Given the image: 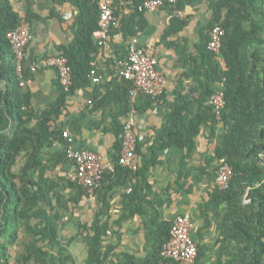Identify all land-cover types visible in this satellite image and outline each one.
<instances>
[{"label": "trees", "instance_id": "1", "mask_svg": "<svg viewBox=\"0 0 264 264\" xmlns=\"http://www.w3.org/2000/svg\"><path fill=\"white\" fill-rule=\"evenodd\" d=\"M53 1L58 4L71 2L80 9L74 39L58 47L59 53L68 59L72 84L68 91L61 86L56 102L39 112L32 107V92L20 83L15 53L7 34L22 19L32 23L40 17L30 10L22 15L13 7L11 0H0V264H75L69 244L64 243L60 236L62 217L52 211V197L60 186H66L75 190L72 201L76 202L78 197L86 194V190L67 177H47L45 149L52 148L58 141L62 149L49 153V158L60 162L70 159L67 149L73 147V143L63 136V130L52 128L51 122L53 116L64 110L67 98L90 83L92 62L100 47V11L99 0ZM115 1L112 8L118 16ZM125 1L130 13L120 18L119 25L112 31L130 39L141 27H135L133 22L141 14L137 8L143 0ZM211 8L209 30L215 25L225 30L217 54L222 61L208 49L210 31L197 57L184 55L181 58V65L187 68L185 76L193 80V85L188 94L177 91L167 115L166 127L155 139V149L162 151L173 145L184 149L188 156L195 148V139L203 127L209 126L216 131L218 124L222 125L223 131L215 132L216 147L212 159L219 161L224 158L231 165L233 174L225 189L214 190L210 201L225 204L227 211L220 226L221 233L239 247L235 258L226 264H263L264 0H216ZM23 67L26 77L29 69L25 57ZM123 79L120 115L129 111L128 92L132 88V82ZM1 83H4L3 87ZM219 88L223 89L225 106L220 120H217L209 99ZM140 96L147 105L139 108L135 104L137 111L149 107L154 100L145 94ZM192 106L195 108L193 112ZM114 120L117 117L114 116ZM79 121V117L74 118L77 128ZM115 135L111 154L114 173L144 176L158 159V154L153 151L148 157L142 153L138 143L136 152L141 158V166L133 174L118 164L123 126L118 125ZM20 159L23 161L19 166ZM110 175L104 171L101 184ZM134 190L133 186L132 195ZM245 196L249 201H243ZM132 202L136 204L133 208L136 212L141 204L150 208L155 206L141 194L134 195ZM102 215L97 212L91 225L80 232L87 247L83 264H106L107 252L97 247L110 229ZM158 217L155 211L148 219L153 243L147 254L139 259L123 254L117 264H178L161 256L162 246L170 237L172 222L158 220ZM200 255L198 249L197 264H200Z\"/></svg>", "mask_w": 264, "mask_h": 264}, {"label": "crops", "instance_id": "2", "mask_svg": "<svg viewBox=\"0 0 264 264\" xmlns=\"http://www.w3.org/2000/svg\"><path fill=\"white\" fill-rule=\"evenodd\" d=\"M215 1L181 0L177 7L183 10V18L175 16L174 7L170 5L152 11L138 10L141 14L136 16L133 23L135 27H141L133 37L146 52L156 56L157 68L165 77V92L158 99L151 100L149 107L140 111L135 109V104L143 108L147 101L140 94L131 99L128 92L129 111L120 115L123 108L120 98L124 79L120 75L118 63L127 57L133 37L124 38L121 33L112 31L119 25V19L130 13L128 2L116 0L115 10L118 16H115L118 23L112 27L104 42L99 44L92 62L90 83L75 90L67 98L64 110L53 116L51 127L67 131L73 147L98 153L106 166L105 171L111 174L110 178L105 177L106 181L100 183L94 193H89L84 188L86 194L78 197L76 202L72 201L75 190L66 186H60L52 197V211L58 212L62 217L60 236L64 243L69 244L75 264H83L87 254L80 232L91 225L97 212L103 214L101 218L110 228L97 246L107 252L106 264H117L123 254L137 259L147 254L153 243L148 219L155 211L161 221L172 222L178 215H186L192 220L191 235L201 252L200 264H217L218 261L226 264L238 253L237 244L221 233L220 226L227 211L225 204L210 201L211 194L217 188L215 176L221 160L212 159L216 147L215 132H222V125L218 124L216 131L209 126L203 127L195 139V148L188 156L184 149L173 145L162 151L155 149V139L166 127L167 115L177 91L180 90L183 94L191 91L193 80L185 76L187 68L180 61L184 55L194 58L198 56L199 48L210 31L213 12L211 5ZM11 2L22 15L30 10L40 17L29 22L32 39L25 48L24 56L29 70L26 77L23 75L22 84L32 92V107L40 112L56 102L61 94L57 73L47 64L46 59L50 55L61 54L59 45H67L74 39L80 9L71 2L58 4L53 0ZM217 57L222 61L218 55ZM95 76L99 77V81L93 80ZM3 86L4 83H1V87ZM218 90L223 91L222 88ZM194 109L192 106L191 112ZM114 116L117 117V122ZM75 117L80 120L78 128L77 123H74ZM128 119L133 121V130L137 136L136 148L139 143L140 150L148 157L153 151L158 154V159L144 171V176L114 173L111 154L116 141L115 132L118 125L123 126ZM61 149L62 144L58 141L53 143L52 148L45 149V174L49 178L67 177L73 169L71 159L60 162L49 158V153ZM137 157L140 167L141 158L138 154ZM23 159H20L19 166ZM133 186L135 190L132 195ZM138 194L144 195L145 200L154 202V208L141 204L139 211H133L136 204L132 202V197ZM243 201L247 202L249 199L245 196Z\"/></svg>", "mask_w": 264, "mask_h": 264}, {"label": "built area", "instance_id": "3", "mask_svg": "<svg viewBox=\"0 0 264 264\" xmlns=\"http://www.w3.org/2000/svg\"><path fill=\"white\" fill-rule=\"evenodd\" d=\"M181 0H143L138 5L139 11H152L164 5L174 7V14L179 18L184 17L182 9L177 5ZM101 40L99 44L109 36L112 27L116 26L118 20L113 12V0H99ZM30 23L22 19L19 25L8 32L7 37L13 47L16 58V72L23 81V61L25 48L32 39ZM225 30L220 25L211 28L208 41V49L215 54L219 53L221 38ZM47 64L52 67L58 76V80L65 91H68L72 84L71 68L68 59L61 54L50 55L46 59ZM156 56L149 54L140 46L136 38H132L129 44V52L126 58L119 61L120 75L132 82L129 93L131 99L138 94H145L154 99H158L165 92V77L157 68ZM94 81H99V77H93ZM90 102V101H89ZM216 119L220 118L221 110L225 106V98L222 90L215 91L209 99ZM63 136L71 142V137L67 131H63ZM137 136L133 130V121L128 119L123 125L122 151L118 157V163L130 170L136 171L139 162L135 152ZM67 154L72 160L73 169L67 177L70 181L85 188L89 193H94L99 187L106 166L103 164L101 156L93 151L81 149L76 150L68 147ZM232 175L231 166L221 159L216 169L215 183L217 188L225 189L228 186ZM193 229L192 220L186 215L176 216L171 225L170 237L163 244L161 256L165 259L176 261L178 264H197L198 247L191 235Z\"/></svg>", "mask_w": 264, "mask_h": 264}]
</instances>
